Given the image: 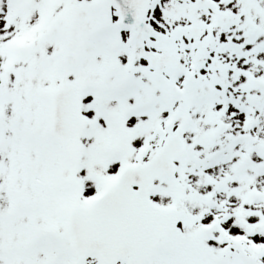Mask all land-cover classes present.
Returning <instances> with one entry per match:
<instances>
[{
	"label": "snow or ice",
	"instance_id": "6c2138e0",
	"mask_svg": "<svg viewBox=\"0 0 264 264\" xmlns=\"http://www.w3.org/2000/svg\"><path fill=\"white\" fill-rule=\"evenodd\" d=\"M0 264H264V0H0Z\"/></svg>",
	"mask_w": 264,
	"mask_h": 264
}]
</instances>
